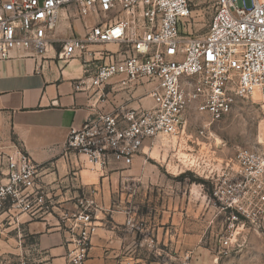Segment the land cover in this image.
Returning a JSON list of instances; mask_svg holds the SVG:
<instances>
[{
  "label": "built area",
  "instance_id": "obj_1",
  "mask_svg": "<svg viewBox=\"0 0 264 264\" xmlns=\"http://www.w3.org/2000/svg\"><path fill=\"white\" fill-rule=\"evenodd\" d=\"M201 2L213 12L207 31L195 34L192 25ZM71 6L80 16L102 14L105 20L86 26L84 35L59 37L61 11ZM109 43L124 49H90ZM57 45L61 60L79 53L105 58L91 78L92 87L100 88L116 75L125 76L123 84L142 79L154 84L151 108L100 112L71 128L65 149L87 156L94 167L132 164L148 140L178 134L193 104L213 122L229 115L237 99L258 93L264 118V0H4L0 5V58L17 53L46 59ZM84 84L80 80L77 87ZM236 160L235 175L217 177L209 192L210 201L225 215L217 242V252L224 256L241 246L247 222L264 223V147L240 148ZM5 161L0 211L8 202L42 206L45 195L29 190L38 164L19 148L6 153ZM96 209L94 200L82 199L70 217L76 233L70 264H88L98 229ZM127 224L137 227L131 218ZM181 264L196 263L188 254Z\"/></svg>",
  "mask_w": 264,
  "mask_h": 264
},
{
  "label": "crops",
  "instance_id": "obj_2",
  "mask_svg": "<svg viewBox=\"0 0 264 264\" xmlns=\"http://www.w3.org/2000/svg\"><path fill=\"white\" fill-rule=\"evenodd\" d=\"M60 15L59 37L84 35L86 26L105 20L102 14L80 16L73 6ZM59 48H50L46 59L17 53L0 58V182L6 180L5 154L19 148L40 169L29 190L45 195L42 206L8 202L0 211V260L70 264L76 235L70 217L82 199L97 205L98 229L88 264H181L188 254L196 264L264 258V223L247 222L241 246L227 256L217 252L214 237L223 229L225 215L209 192L220 175H235L237 164L134 160L100 168L65 149L71 128L100 112L151 108L154 84L147 79L123 84L125 76L116 75L100 88L92 87L91 78L105 58L79 53L61 60ZM90 49L117 53L124 48L109 43ZM80 80L85 84L79 89ZM190 172H198L202 183H190ZM128 218L137 227L127 224Z\"/></svg>",
  "mask_w": 264,
  "mask_h": 264
},
{
  "label": "rangeland",
  "instance_id": "obj_3",
  "mask_svg": "<svg viewBox=\"0 0 264 264\" xmlns=\"http://www.w3.org/2000/svg\"><path fill=\"white\" fill-rule=\"evenodd\" d=\"M212 12L211 6L200 3L192 25L195 34L207 31ZM259 102L258 93L249 98H239L229 115L213 122L210 114L201 113L193 104L187 108L185 122L178 134L148 140L138 154L140 157L136 156L134 160L170 161L175 164H238L236 155L240 148L264 147V118ZM188 178L195 185L202 183L203 179L198 172L188 173ZM205 186L209 188L208 184ZM222 234L220 230L214 237L215 243ZM238 264H264V258H243Z\"/></svg>",
  "mask_w": 264,
  "mask_h": 264
}]
</instances>
